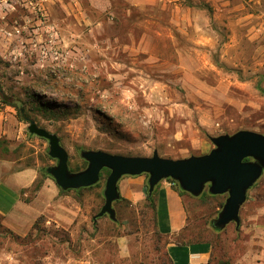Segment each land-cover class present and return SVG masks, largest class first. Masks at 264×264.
I'll return each mask as SVG.
<instances>
[{"label": "rangeland", "instance_id": "374dc122", "mask_svg": "<svg viewBox=\"0 0 264 264\" xmlns=\"http://www.w3.org/2000/svg\"><path fill=\"white\" fill-rule=\"evenodd\" d=\"M197 18L214 31L176 46L155 37L154 21H171L169 14L103 13L89 0H0V86L60 137L74 173L88 168L82 150L185 159L210 153L211 137L264 134V0H230L226 10ZM146 35L154 37L143 43ZM0 112L9 130L0 136V174L36 170L21 194L41 211L26 236L0 217V264H171L146 200L117 201L116 222L95 221L110 173L91 188L62 190L47 173L58 163L49 142L1 96ZM227 198L205 194L189 207L188 238L211 242V264H264V173L248 191L240 224L217 231L212 221Z\"/></svg>", "mask_w": 264, "mask_h": 264}, {"label": "water", "instance_id": "95a60500", "mask_svg": "<svg viewBox=\"0 0 264 264\" xmlns=\"http://www.w3.org/2000/svg\"><path fill=\"white\" fill-rule=\"evenodd\" d=\"M29 132L49 142V155L57 165L47 168L57 185L64 191L89 188L100 182L104 169L110 171L104 189L105 204L94 217L108 215L117 220L114 203L121 199L119 181L124 176H149V194L164 180L172 179L192 196H201L209 185L211 195L228 194L218 217L212 221L217 230L229 224H240V211L248 191L264 173V134L241 130L230 135L211 137L215 148L208 154L185 159L164 158L157 151L151 157L124 156L105 151L82 150L81 156L88 168L74 173L69 167V154L57 134L31 121Z\"/></svg>", "mask_w": 264, "mask_h": 264}, {"label": "crops", "instance_id": "0c3cea01", "mask_svg": "<svg viewBox=\"0 0 264 264\" xmlns=\"http://www.w3.org/2000/svg\"><path fill=\"white\" fill-rule=\"evenodd\" d=\"M72 1L76 4L80 3V0ZM120 1L126 5L120 6ZM89 2L103 13L123 10L129 14L138 9L148 13L172 15L171 21L159 19L153 24L157 32L155 37L170 38V43L176 46L180 45L179 42L186 38L185 36H190L191 40L200 38L203 41L207 40L209 36L205 35L210 30L214 31V27L211 23L205 27L206 24H200L197 17L200 14L206 15L214 9L224 11L230 6V0H205L203 4H199V0H89ZM150 37L154 36L146 35L142 42L149 40L146 38ZM133 42L135 43L134 40ZM5 120L7 116L0 112V136L9 134L8 127L4 125ZM37 178V171L34 169L17 173L12 179H4L0 174L1 224L19 236L28 235L41 218L40 209L34 203L27 202L21 194V190L32 186ZM148 181L147 174L124 176L119 181L121 198L130 202L131 206L147 201ZM201 196L181 194L169 180L162 181L154 191L156 204L154 219L158 232L167 239V255L171 264L211 263L212 244L208 241H195L188 238L191 233L192 218L189 207L196 208Z\"/></svg>", "mask_w": 264, "mask_h": 264}, {"label": "trees", "instance_id": "16d2710c", "mask_svg": "<svg viewBox=\"0 0 264 264\" xmlns=\"http://www.w3.org/2000/svg\"><path fill=\"white\" fill-rule=\"evenodd\" d=\"M0 96H1V104L2 105H4V106H11V107L15 108L19 120H21V121H23L25 123L31 122V116L26 111V108L24 107V104H23V102L21 100H11L8 97H6V95L3 92L1 86H0ZM104 171L110 173V171L107 170V169H104ZM168 180L170 182H174L175 183V187L180 191L181 194H189V193L183 191L180 188V186H179V184L177 182H175L172 179H168ZM37 188H40V185ZM83 189H86V188H81V189H78V190H83ZM148 189H149V187H148ZM69 191H72V190H68L67 192H69ZM205 194H208L209 196L213 197V195H211L209 192L208 193H205L204 192L202 194L201 198H203L205 196ZM121 201L127 202V200L124 199V198H121ZM147 202L149 203V206L151 207V209L154 211V214H155L156 204H155V200H154V193L153 194H149V190H148V195H147ZM197 241H199V240H197ZM208 242H210V241H208ZM211 262H212V260H211ZM209 264H211V263H209Z\"/></svg>", "mask_w": 264, "mask_h": 264}, {"label": "built area", "instance_id": "2783aa9c", "mask_svg": "<svg viewBox=\"0 0 264 264\" xmlns=\"http://www.w3.org/2000/svg\"><path fill=\"white\" fill-rule=\"evenodd\" d=\"M172 183V185H174L175 186V183L174 182H171Z\"/></svg>", "mask_w": 264, "mask_h": 264}]
</instances>
